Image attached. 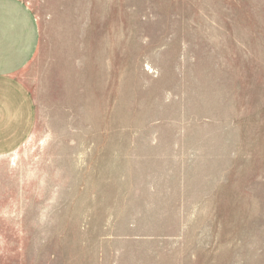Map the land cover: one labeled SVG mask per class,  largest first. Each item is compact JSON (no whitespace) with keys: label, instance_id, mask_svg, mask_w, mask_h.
I'll use <instances>...</instances> for the list:
<instances>
[{"label":"rangeland","instance_id":"374dc122","mask_svg":"<svg viewBox=\"0 0 264 264\" xmlns=\"http://www.w3.org/2000/svg\"><path fill=\"white\" fill-rule=\"evenodd\" d=\"M20 1L0 264H264V0Z\"/></svg>","mask_w":264,"mask_h":264},{"label":"crops","instance_id":"0c3cea01","mask_svg":"<svg viewBox=\"0 0 264 264\" xmlns=\"http://www.w3.org/2000/svg\"><path fill=\"white\" fill-rule=\"evenodd\" d=\"M38 44L37 23L26 5L0 0V155L25 143L34 130L35 102L17 76Z\"/></svg>","mask_w":264,"mask_h":264}]
</instances>
